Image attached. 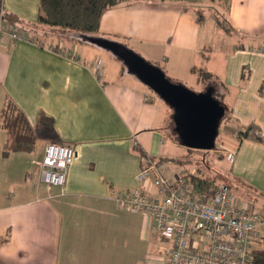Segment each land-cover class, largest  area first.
I'll return each mask as SVG.
<instances>
[{"label":"crops","instance_id":"crops-1","mask_svg":"<svg viewBox=\"0 0 264 264\" xmlns=\"http://www.w3.org/2000/svg\"><path fill=\"white\" fill-rule=\"evenodd\" d=\"M229 1L228 30L211 20L214 38L202 28L206 15L198 21L183 0L112 6L95 35L133 51L128 42L146 46L150 61L163 51L166 69L176 73L185 66L195 83L201 81L196 70L212 74L230 127L217 146L215 169L241 205L260 209L264 0ZM0 11L2 23L25 27L37 23L39 7L36 0H0ZM32 30L26 41L0 39V118L7 101L31 125L39 115L50 117L55 141L71 146L74 157L64 186L46 188L39 177L43 138L31 152L3 156L6 134L0 127V264H166L168 244L149 217L120 209L114 197L138 185L135 175L148 160L161 161L168 178L183 173L178 166L186 163V147L171 135L170 107L111 53H105L109 65L95 71L103 58L97 45L58 30ZM240 130L248 136L239 138ZM145 186L155 191L149 181Z\"/></svg>","mask_w":264,"mask_h":264},{"label":"built area","instance_id":"built-area-1","mask_svg":"<svg viewBox=\"0 0 264 264\" xmlns=\"http://www.w3.org/2000/svg\"><path fill=\"white\" fill-rule=\"evenodd\" d=\"M2 19L0 11V39H30L23 26ZM73 157L67 144H45L39 177L46 188L64 186ZM135 179L138 185L117 193L115 202L122 210L149 217L153 230L168 244L166 264H252L253 244L264 241V208L241 205L227 184L205 190L186 174L168 178L158 160H148ZM147 181L154 192L146 189Z\"/></svg>","mask_w":264,"mask_h":264},{"label":"trees","instance_id":"trees-1","mask_svg":"<svg viewBox=\"0 0 264 264\" xmlns=\"http://www.w3.org/2000/svg\"><path fill=\"white\" fill-rule=\"evenodd\" d=\"M39 7V14L37 16V23L30 27L33 28H45L43 32H51L58 30L65 34L67 38L80 39L83 36H97L100 18L105 10L108 8L126 2L128 0H36ZM186 6L189 0H183ZM227 5L223 14L225 21V12L229 7V0H226ZM195 13V17L198 21L202 18L199 13ZM217 17V15H216ZM215 23L225 29L227 25L223 26L214 18ZM24 27V28H25ZM100 37V36H99ZM199 78L202 79H213L212 74L203 70H196ZM209 87H212L211 85ZM216 99L218 94L213 92ZM219 100V99H218ZM221 103V101L219 100ZM222 104V103H221ZM223 105V104H222ZM224 106V105H223ZM225 113H226V107ZM225 115V114H224ZM224 117V116H223ZM222 117V118H223ZM226 117V115H225ZM224 117V118H225ZM0 127L5 131L6 137L3 145L2 155L7 156L10 152L14 151H27L31 152L34 150L36 140L41 138L43 135H51L53 138L55 132L53 130V121L46 115H39L34 125H31L27 120L23 111H21L14 103L7 101L4 108L1 111ZM239 138L248 136L247 130H240L237 133ZM176 141L178 140L175 135ZM43 138V137H42ZM255 138L261 139L257 135ZM190 149V148H189ZM191 182H193L198 188L201 189H215L217 184H213L212 180L208 177H202L199 174L185 173ZM232 189V186L227 183ZM234 192V191H233ZM252 258V264H264V241L261 242L259 247L253 248L250 251Z\"/></svg>","mask_w":264,"mask_h":264},{"label":"water","instance_id":"water-1","mask_svg":"<svg viewBox=\"0 0 264 264\" xmlns=\"http://www.w3.org/2000/svg\"><path fill=\"white\" fill-rule=\"evenodd\" d=\"M99 47L109 50L121 60L126 70L149 87L172 109L173 132L179 144L197 150H213L224 106L213 95V87L196 93L183 84L170 81L163 71L120 42L83 36Z\"/></svg>","mask_w":264,"mask_h":264},{"label":"rangeland","instance_id":"rangeland-1","mask_svg":"<svg viewBox=\"0 0 264 264\" xmlns=\"http://www.w3.org/2000/svg\"><path fill=\"white\" fill-rule=\"evenodd\" d=\"M226 2H227L226 0H189L188 1L189 7L192 8L193 10H195L196 13H199L200 15H201V13H202V15L203 14L206 15V21L204 22L202 28H205L207 31L211 32L212 38H214L213 32H215V31H213V29H212V24H211L212 21L211 20L216 18L217 20H219L221 25L226 26L225 21L223 19V14H224V11H225L226 5H227ZM216 15H217V17H216ZM25 29L30 31V32L33 31L30 27H27V26L25 27ZM216 34L218 35V32ZM128 44L132 45L134 50H135L134 52H137V54H139L143 59H145L147 62L153 64L154 66L158 67L159 69H161L163 71V73L165 74V76L172 82L183 84L184 86H186L187 88H189L190 90H192L196 93H201V92L206 91V89L210 85L213 88L217 87L219 89V86L214 79L206 78V79H202L199 83H195V81L193 79L189 78L191 74H190V71H188V69L185 66L182 67L183 68L182 71H179L176 73H174V71L167 70L165 67L167 54L163 51L158 53V56L156 57L158 61H156V59L150 61L148 59V57H146L147 56V53H146L147 47L146 46L136 45L135 43H130V42H128ZM97 47H99V46H97ZM99 48L103 49L102 50L103 52H101V57H103V58L98 59L99 60L98 64H99V67L101 69V68L105 67L106 65L107 66L109 65V64H107L105 53L108 55V53H111V52L105 48H102V47H99ZM138 51H139V53H138ZM108 59H109V56H108ZM119 61L121 62V60H119ZM213 68H215V67H213ZM146 88L151 93L156 95L149 87L146 86ZM213 92H214V89H213ZM171 112H172V109H171ZM225 115H226V113H225ZM225 115H224V117H225ZM224 117L220 121L218 134L215 138V148L213 150L208 151V150H197V149L185 148L186 154H185L183 160L186 163L183 166L182 165L178 166L179 172H183L181 174H184V173L199 174L202 177H208L209 180L214 181L212 183L217 184V186L221 185V184L229 183L227 181V177L225 176V174L223 172H218L214 166V163L216 162V160L218 159V157L220 155V150L219 149L216 150L217 146L220 147L221 143L223 142V134L226 133V131L230 128L228 126V124H226V122L224 121ZM172 130H173V123H171V135L176 140L175 133ZM42 137H43L45 144L48 142H56L55 139L51 135H43ZM40 141L41 140L38 139V142H36V144L40 145L42 143ZM177 142H178V140H177ZM181 147H184V146L181 145ZM247 192L251 193L250 191H247ZM256 244L257 243L253 244V247L257 246Z\"/></svg>","mask_w":264,"mask_h":264},{"label":"bare ground","instance_id":"bare-ground-1","mask_svg":"<svg viewBox=\"0 0 264 264\" xmlns=\"http://www.w3.org/2000/svg\"><path fill=\"white\" fill-rule=\"evenodd\" d=\"M220 184V183H219Z\"/></svg>","mask_w":264,"mask_h":264}]
</instances>
